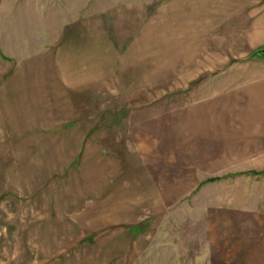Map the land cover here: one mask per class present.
<instances>
[{
	"label": "rangeland",
	"instance_id": "rangeland-1",
	"mask_svg": "<svg viewBox=\"0 0 264 264\" xmlns=\"http://www.w3.org/2000/svg\"><path fill=\"white\" fill-rule=\"evenodd\" d=\"M262 49L264 0H0V264H207L208 212L264 213V166L162 154L135 121L217 99L251 134L228 104Z\"/></svg>",
	"mask_w": 264,
	"mask_h": 264
},
{
	"label": "crops",
	"instance_id": "crops-1",
	"mask_svg": "<svg viewBox=\"0 0 264 264\" xmlns=\"http://www.w3.org/2000/svg\"><path fill=\"white\" fill-rule=\"evenodd\" d=\"M182 16L184 17V14ZM90 51L87 54L83 53V63H80L86 76L84 83H92L93 86L104 90V70L106 69L104 51ZM64 64L66 65V62ZM127 68L123 66L121 73L129 74L133 71ZM136 71L142 72V69ZM232 90L234 92L231 93L232 99L228 104L229 118L231 112L235 111L237 107L250 106L254 109L255 114L249 118L254 123H259L258 126L251 127V134H245L243 137L238 136L240 134L237 131L229 132L228 136L222 134L220 130L222 107L220 100L217 99H212L207 104L188 105L190 108L186 111L182 109L156 111L155 116L145 118L146 120L143 121L138 119L135 123L148 122L153 124L149 131L144 132L143 138L161 139L158 149L162 154L170 152L169 148H171L172 143L176 144L177 152L183 154H200L203 151L206 153L212 149H217L214 155L231 156L229 162H234L231 164L234 165L233 168L237 162L245 161L244 165L246 166L240 168L255 172L264 166V157L257 161L250 159L252 156H264V114L256 113L258 110L264 112V69H258L253 77L245 79L244 83L240 82ZM233 118H230L233 122L249 121L246 115L242 118L243 120L237 119L236 116ZM244 128L247 129L248 126H244ZM247 132L250 131L246 130L245 133ZM137 138H142L141 133ZM226 139L228 141H225ZM222 144L226 145L223 147L225 149L223 151ZM152 148L155 147L152 146ZM217 159L220 158L213 157L205 162ZM201 183L198 187L202 185ZM154 185L156 186L155 183ZM181 199L182 197L178 201ZM162 201L172 200L169 197L162 199ZM207 217L210 220L206 233V254H204L207 264H264V213L241 209H221L209 211Z\"/></svg>",
	"mask_w": 264,
	"mask_h": 264
},
{
	"label": "trees",
	"instance_id": "trees-1",
	"mask_svg": "<svg viewBox=\"0 0 264 264\" xmlns=\"http://www.w3.org/2000/svg\"><path fill=\"white\" fill-rule=\"evenodd\" d=\"M215 179H209L207 182H209V181H214ZM203 184V183H202Z\"/></svg>",
	"mask_w": 264,
	"mask_h": 264
},
{
	"label": "water",
	"instance_id": "water-1",
	"mask_svg": "<svg viewBox=\"0 0 264 264\" xmlns=\"http://www.w3.org/2000/svg\"><path fill=\"white\" fill-rule=\"evenodd\" d=\"M261 53L264 54V49L261 50Z\"/></svg>",
	"mask_w": 264,
	"mask_h": 264
}]
</instances>
